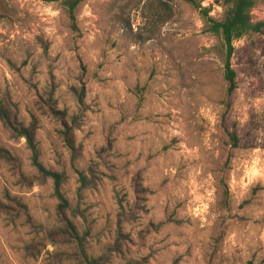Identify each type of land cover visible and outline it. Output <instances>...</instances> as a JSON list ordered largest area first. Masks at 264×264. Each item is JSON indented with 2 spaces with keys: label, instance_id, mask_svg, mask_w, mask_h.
Listing matches in <instances>:
<instances>
[{
  "label": "rangeland",
  "instance_id": "rangeland-1",
  "mask_svg": "<svg viewBox=\"0 0 264 264\" xmlns=\"http://www.w3.org/2000/svg\"><path fill=\"white\" fill-rule=\"evenodd\" d=\"M199 1L223 17L217 0ZM159 6L163 18L153 0H83L74 29L59 0H0V97L38 119L41 159L65 173L90 255L115 244L123 206L138 216L108 264H264V34L235 41L228 96L219 39L199 10ZM252 13L264 19V0ZM50 97L68 112L76 152ZM0 144L37 173L25 138L1 121ZM25 183L0 163V201L10 193L29 214L0 207V264H83L76 244L49 235L54 181Z\"/></svg>",
  "mask_w": 264,
  "mask_h": 264
},
{
  "label": "trees",
  "instance_id": "trees-1",
  "mask_svg": "<svg viewBox=\"0 0 264 264\" xmlns=\"http://www.w3.org/2000/svg\"><path fill=\"white\" fill-rule=\"evenodd\" d=\"M45 1L52 2L56 0ZM154 1H157V7H153L154 15L156 17H162L165 14L163 11L165 8L159 6V3L167 5L168 2L177 0H153V2ZM183 1L191 3L199 10L204 22L203 31L211 33L219 39L224 57V75L227 84V95L232 96L238 86L237 72L232 63L235 52V41L246 36L264 34V19L255 20L252 13L253 9L262 0H217V2L224 7V15L221 19L211 15V7L204 6L199 0ZM59 2L71 20L73 28L78 29L76 12L83 0H59ZM77 97L79 103L85 105V88L83 86L78 91ZM51 99L52 97H50V101ZM227 103L229 104L230 101ZM50 106L53 113L64 121L65 128L62 132L67 146L76 152L74 130L71 129L67 121V118H69L67 110L59 109L55 101L54 104L51 101ZM71 120L74 121L75 118L72 117ZM0 121L14 138H25L27 146L31 151L32 164L37 169V173H27L23 168L19 155L2 144H0V163L7 165L13 174L27 182L25 184L29 186H33L36 183H45L49 179L54 181V194L58 199L57 213L59 222L53 229L49 230V235L60 238L63 243L76 244L80 260H82L83 264H108L112 258V252L121 251L120 242L123 236L124 223L131 219H135L138 216V211H127L121 206L118 213V236L115 244L109 248V252L98 256L90 255L86 249L85 239L81 236L78 225L74 219L76 218L77 209L72 206L63 190L66 180L65 173L47 167L41 159V150L37 141V130L39 127L38 119L33 116L30 122L22 120L18 104L9 94H4L0 97ZM76 122L75 120V123ZM231 138L238 146L239 136L236 131L232 132ZM80 181L81 187H87L92 184L91 177L83 171L80 172ZM0 207L9 214L17 213L22 215L23 213L29 219L27 206L10 193H7L6 201H0Z\"/></svg>",
  "mask_w": 264,
  "mask_h": 264
}]
</instances>
